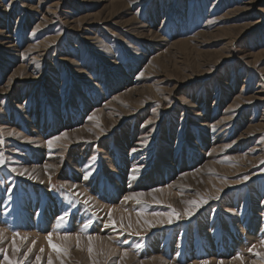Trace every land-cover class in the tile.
<instances>
[{
  "label": "rangeland",
  "instance_id": "obj_1",
  "mask_svg": "<svg viewBox=\"0 0 264 264\" xmlns=\"http://www.w3.org/2000/svg\"><path fill=\"white\" fill-rule=\"evenodd\" d=\"M0 141L9 259L264 264V0H0ZM132 192L143 203L125 202ZM168 205L179 219L151 215ZM66 211L61 233L92 223L58 258L45 236L65 246ZM13 231L27 237L15 254Z\"/></svg>",
  "mask_w": 264,
  "mask_h": 264
},
{
  "label": "snow or ice",
  "instance_id": "obj_2",
  "mask_svg": "<svg viewBox=\"0 0 264 264\" xmlns=\"http://www.w3.org/2000/svg\"><path fill=\"white\" fill-rule=\"evenodd\" d=\"M6 2L10 3L11 0H6ZM185 103H187V101H185ZM94 117L90 116L89 119H93ZM230 118V117H229ZM8 136H13V135H16L18 136L19 133H15V132H8L7 133ZM61 138H64V139H67V133H62L61 135H58V136H55V137H52L50 139H48L46 141V144H47V147L49 150H52L54 148V146L56 145V142L59 141ZM0 143H3V141H0ZM227 147V146H226ZM6 163L5 159H4V154L2 152H0V167L4 166ZM261 163H264V161H262ZM52 167L51 165H46V169L47 168H50ZM12 172H16L17 169L13 168L11 169ZM27 170H25L24 172H19L18 174L19 175H24L25 172ZM134 171H137L138 172V168L137 169H134ZM28 178L29 179H35L36 177L33 176L31 173L28 174ZM89 178V173H86L83 177V179L87 180ZM132 179H136L135 176L132 177ZM249 179V177L247 176H244L242 177V180L244 181H247ZM43 181H41L42 183ZM239 182V181H238ZM64 187H67V185H61V188H64ZM77 186L75 184H72L69 188V191H71L72 189H75ZM170 187V186H169ZM164 189L163 188H157V189H153L152 191L153 192H162ZM9 191H11V189H9ZM219 191H222L221 190H218ZM74 195H76L74 193ZM145 194L142 193V192H132L130 193L129 195H125L123 197L124 201L127 202L129 200H134L138 205L143 203V200H142V197L144 196ZM149 195H151V193H149ZM219 196L218 194L216 196H212V197H209V198H205V197H201L199 200H191V201H187V204L189 205L188 208H186L184 210V213L183 215L185 217H191L194 212L198 209L199 206H202L203 204H206L208 202V199H218ZM93 199V197L91 196H88L84 201L83 203L85 205H88L89 202ZM153 201L155 203H160L159 200H156L155 197H153ZM168 207L171 209L170 212L166 213V214H162V213H159V212H153L151 213L152 216L154 217H159L161 215H167L168 216V223H172V217L175 216L177 219L180 218V213H178L176 211L175 208H172L171 205H168ZM125 211H127V209H125ZM69 213L66 211L63 213V215L57 217V223L55 225V228H56V235L58 236V238L65 242V246H61V245H57V244H54L53 243V232H48L47 235L45 236V239L47 240V243L49 245L50 248H52L57 254H58V258L60 255H67L68 253V247H67V244L68 242L72 241L73 239L76 241V247L77 249L80 248V240H81V233L85 232L88 227L91 225L92 221L91 220H88L83 226H82V229L80 230L79 233H76L75 235H73L72 233L68 232L67 230H65L63 233H61L60 231H58L59 229H61L65 222H66V218L68 217ZM93 215H95V213H93ZM145 213L143 211H137L136 212V216L137 217H142L144 216ZM108 216H109V220L108 222L105 224V227L109 226V225H112V226H115L116 225V221L112 219V215H111V209L109 210V213H108ZM140 221L137 220V224H139ZM143 224L146 225L148 228H151V227H154L155 226V222L154 221H151V220H148V219H144L143 220ZM119 227L122 228L124 231H129L133 228V224L131 222V219L129 217V221L127 223V225L124 224V217H121V220H120V223H119ZM5 229H0V242H3L4 238H5ZM137 236L140 235L139 232H135L133 233ZM20 237V233L17 232V231H13L12 232V240H11V246H12V251L13 253L15 254L16 252H19L20 249L16 246V239ZM21 239H24L26 240L27 237H20ZM94 237L89 235L88 236V241H89V246H88V252L89 254L91 255L93 253V247H92V244L91 242L93 241ZM36 241H32V244L33 246L35 245ZM261 244H264V240L261 241ZM137 248L140 247L139 244H137L136 246ZM255 247V246H253ZM33 251V248L32 247H29L28 250L26 252H24V258L27 259L29 254H31ZM249 252H252V248H249L248 249ZM40 252L43 253L44 252V249L41 248L40 249ZM0 253H4V262L3 264H22L21 261L17 260V259H9V257L7 256L6 254V249L4 248H0ZM128 255V251L127 250H124L123 252V257H126ZM256 255H260L259 253H256ZM122 257V258H123ZM237 258H241L238 254ZM40 261H41V256L40 255H37L36 256V262L37 264H40ZM47 264H53V258L51 255H49L48 257V261H47ZM60 264H64V261L63 260H60ZM94 264H96V262H94Z\"/></svg>",
  "mask_w": 264,
  "mask_h": 264
},
{
  "label": "bare ground",
  "instance_id": "obj_3",
  "mask_svg": "<svg viewBox=\"0 0 264 264\" xmlns=\"http://www.w3.org/2000/svg\"><path fill=\"white\" fill-rule=\"evenodd\" d=\"M46 226V225H45ZM47 227V226H46ZM113 251V250H112Z\"/></svg>",
  "mask_w": 264,
  "mask_h": 264
}]
</instances>
